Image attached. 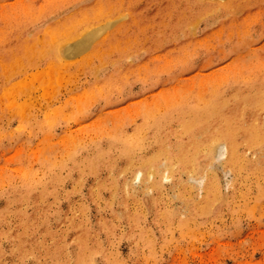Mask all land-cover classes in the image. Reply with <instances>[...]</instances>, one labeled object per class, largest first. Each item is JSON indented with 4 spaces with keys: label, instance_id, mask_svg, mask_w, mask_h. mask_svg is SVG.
Masks as SVG:
<instances>
[{
    "label": "bare ground",
    "instance_id": "bare-ground-1",
    "mask_svg": "<svg viewBox=\"0 0 264 264\" xmlns=\"http://www.w3.org/2000/svg\"><path fill=\"white\" fill-rule=\"evenodd\" d=\"M109 1L64 0L61 4L59 3L60 5L54 7L51 5L52 8H49L51 13H48V8H44L47 12L42 8V13L28 10L25 18H21L17 11H13L12 15L10 14L13 20L11 22L19 25L26 21L30 31L28 36H21L16 43L11 42L9 45L5 43L8 51L0 53V79L5 77L4 87L0 89L2 104L4 99L8 100L11 96L17 100H23L24 103L26 98L35 99V87L32 83L34 80L37 81L40 89V97L59 98L78 83L76 74L77 71L79 72L78 69H82L84 74L96 77L95 80L88 81L84 94H97L98 99L108 91L118 92L123 85L124 77L143 74L142 79H146L147 74H162L164 70L174 72L176 69L173 65L183 59L184 54L181 56L183 51L189 48L192 50L191 45L208 48L213 44L212 41H215L216 37L223 32L230 33L239 40L248 34L249 26L246 21L249 22L250 14H245L241 19L231 22V13L239 12L240 9L247 8L249 5L253 6L260 0H189L188 4L192 8H197L195 13H191L189 17L191 20L219 15H222L223 19L219 21V26L205 29L201 36L193 38V44L175 43L176 45L168 51L169 58L165 60L166 69H163L166 64H162L156 52L154 57H145V47H150L147 42L149 38L136 39L135 34L128 37L127 33L124 37L117 36L121 30L126 32L131 23L128 24L126 20L124 24H120L126 16H122L123 18L119 20L113 17L111 10L115 8L111 9L113 4L110 1L112 4L110 7ZM51 4L54 5L53 2ZM16 5L18 7L19 4ZM47 5L49 7V4L44 6ZM119 9L121 7L117 10ZM162 24L164 26L165 23ZM167 26L163 28L167 32L166 39L170 36L173 41H178L181 36L173 34L175 29H179L178 23L172 24L169 21ZM106 30L108 32L101 35ZM137 31L139 30L132 33ZM186 31H190L189 28H186ZM135 47L139 49H133ZM234 54V62H239L240 66L235 63V67L224 72L225 75L217 81L213 82L211 80L213 77L207 78L201 85L204 87L201 92L197 90L198 83H195L186 90L174 91L172 100L161 106H159L161 100L159 101L156 96L154 98L142 96L140 102L137 100L138 106H136V110L139 107L137 115L140 116L141 122L131 130L130 134L110 133L99 138L100 142L107 140L106 143L118 149L117 158L123 160V164L116 167V164L108 158V151H101L105 159L102 167L106 175L105 179H98V184L103 189L107 188L110 194V199L103 201L102 204L106 209H111V221L100 220L96 228L89 225L83 217L87 208L86 202H82L76 214L73 211L71 217L63 216L62 219L52 222L34 213L25 217L19 215L18 220L11 227L0 229V236H8L11 242L10 251L0 254L9 255L14 261L13 264H38L41 258L46 262L59 260V254L67 251L69 259L78 263L82 259L83 252L95 253V236L100 232L106 236H112L120 222H125L128 226L126 236H135L136 231L138 236H151L154 230L168 235L174 229L183 230L186 234L192 229L189 226L192 224L195 228L197 225L195 222L197 223L200 218L210 215L216 218L220 205H225L227 209L238 201L246 204L253 192L256 196H261L259 190L264 183L262 179L264 175V59L261 57L264 51L258 48L250 49L240 43L236 45ZM34 66L37 68L35 67L36 71L32 72L35 70ZM1 72L8 74H1ZM151 76L149 78H152ZM149 100L152 101L148 103ZM145 127L154 129L156 134L154 143H146ZM101 134L106 133L99 132L96 136ZM73 143L76 144L74 147L77 149L88 143L98 144V141L97 138L91 141L77 139ZM88 159L90 160V156ZM48 165L49 162L45 164V170L49 168ZM33 172L30 171L28 177L32 185L36 182V175ZM220 173L222 178L226 174L232 177L231 185L229 184L230 194L222 191L223 184L227 186L229 182L220 181ZM130 174V179H123L120 186L114 182L117 177ZM106 179H111L110 187ZM134 186L141 188L134 189ZM149 188L153 189V194L148 198L147 204H143L139 200L140 196L143 194L148 196L151 192ZM132 189L134 190L131 191ZM87 197L90 198V193ZM115 198H118V202ZM98 205L101 206V202ZM114 205L118 209H115ZM79 218L82 220L76 221ZM171 223L174 226H171ZM62 224H65L66 230L60 229ZM69 231H74L72 237L65 236ZM50 238L52 241H49ZM64 240H69V243H61Z\"/></svg>",
    "mask_w": 264,
    "mask_h": 264
},
{
    "label": "rangeland",
    "instance_id": "rangeland-1",
    "mask_svg": "<svg viewBox=\"0 0 264 264\" xmlns=\"http://www.w3.org/2000/svg\"><path fill=\"white\" fill-rule=\"evenodd\" d=\"M16 1L18 2V0H0L2 3L0 4V41L3 43H0V53L8 51L6 44L18 42L21 36H28L30 31L26 21L19 25L12 23L13 11H17L21 18H25L28 10L42 13L44 8H48V13H51L49 8L57 6L62 0H58V2L57 0H48V2H46L47 0H21L22 2L19 0L18 3ZM110 1L108 3L110 7L112 6L111 9L115 8L111 10L113 17L119 20L126 16V19L122 20L120 24H124L126 20L128 24L131 23L126 32L125 30L124 32L123 30L117 31V36L124 37L127 33L128 37L135 34L136 39L149 38L150 40L148 39L147 42L150 47H145V57H154V52H156L162 64H166L163 69H166L167 66L165 60L169 58L167 56L169 49H172L177 43L193 44V38L201 36L205 29L219 26V21L223 19L221 18L222 15H219L205 19L196 18V21L191 20L189 18L191 13H195L197 8H192L188 4L189 0ZM118 1H120L119 4ZM52 2L54 5L51 4ZM16 4H19L18 7ZM46 4H49V7L48 5L44 6ZM119 5L121 9L117 10L120 8ZM44 11L47 12L46 9ZM236 13H231V22L241 19L245 14H250L249 22L246 21L247 26H249L248 34H245L240 40L231 36L230 33L223 32L216 37L215 41H212L213 44L208 48L205 47L204 49L201 46L191 45L192 50L189 48L181 54V56L186 55L185 57L182 56L184 61L180 59L173 65L176 71L164 70L162 74H147V80L142 79L143 74H139L142 77L138 74L133 77H124L123 85L118 89V92H104L101 100L98 99L97 94H84V88L86 89L88 81L91 82L96 77L82 73V69H78L79 72L76 73L78 78L76 86L70 91L64 92L59 98L45 99L40 97V89L36 80L32 82L36 89H34L35 99L26 98L24 103L23 100H17L11 96L8 100L4 99L2 104L0 97V106H2L0 107V115L2 116H0V229L11 227L18 220L19 215L25 217L30 213H34L36 216L40 215L50 222L62 219L63 216L69 218L74 212L76 214V210L82 202L87 204L83 217L86 218L85 221H88L89 225L96 228L100 220L111 221V209H106L102 204L103 201L110 199V194L107 188L103 189L98 184V179H105L106 175L102 167V162L105 159L101 151H108V158L113 164H116V167L121 166L123 160L117 158L118 149L106 143L107 140L100 142L99 138L110 135V133H117L114 135L130 134L131 130L141 122L140 116L137 115L139 107L136 110V106L142 100V96L145 98L156 96L159 101L161 100L159 104L161 106L172 100L174 91L186 90L195 83H198L197 90L201 92V89H204L201 87L204 80L213 77L211 80L217 81L225 75L226 71L232 70L235 63H239L234 62V51L237 44L243 43L245 47L250 49L258 48L264 51V0L255 2L253 6L243 7ZM3 17L4 20H2ZM211 18L213 19L210 20ZM206 20L207 22H205ZM169 21L172 24L177 22L179 25V29L173 31L174 35L181 36L178 41H173L169 35V39H166L167 32L163 28L168 27ZM162 23H165L164 26ZM186 28H189L190 31H186ZM135 30L139 31L132 33ZM107 32L106 30L101 35ZM5 38L6 40H4ZM261 58L264 59V55ZM238 65L240 66V64ZM36 68L32 72L36 71ZM3 72L1 74H8ZM150 76L152 78H149ZM4 78L0 79V89L4 87ZM2 84L3 86H1ZM128 87L130 88L125 92ZM151 101L149 100L148 103ZM34 106L36 108H33ZM144 130L146 143H154L156 140L154 129L145 127ZM99 132L106 134L97 137L96 134ZM67 134H71L68 135L71 137H68ZM96 138L98 144L88 143L77 147V149L74 147L76 144L73 141L77 139L91 141ZM87 154L90 156V160ZM68 157L70 158L67 159ZM47 162H49V168L45 170L44 167ZM30 171H34L33 173L36 175V182L33 185L28 181ZM130 177L131 174L117 177L114 182L120 186L123 179H130ZM262 177L264 180V175ZM219 178L220 181L229 182L227 186L223 184L222 191L225 194H230L231 175L226 174L222 178L220 173ZM106 182L109 183L108 186L110 187L111 179H106ZM139 188L141 187L134 186V189ZM149 190L151 192L148 196L144 194L140 196L139 200L143 204H147L148 198L153 194V189L149 188ZM88 193H90V198L87 197ZM259 194L261 196H256L255 192L251 193L246 204L238 201L234 206L227 209L225 205H220L216 218H213L214 215L200 218L197 223L195 222L197 224L195 228L192 224L189 226L192 229L186 234L183 230L174 229L168 235H163L154 230L153 234L150 233L151 236H138V231L134 233L135 236H126L128 226L125 222H120L112 236H106L103 232L95 236V253L83 252L81 254L82 259L78 263L69 259V253L63 251L58 256L60 261L46 262L42 261L43 258H41V262L38 264H264V183ZM115 199L118 202V198ZM99 202H101V206L98 205ZM115 209L118 208L115 206ZM80 220L82 219L79 218L76 221ZM171 226L174 224L171 223ZM60 229L66 230L67 227L62 224ZM73 235L74 231H69L65 236L72 237ZM49 241H52V238ZM64 242L69 243V240L61 241V243ZM10 249L11 242L8 236H0V253L8 252ZM13 263L14 261L9 255L0 254V264Z\"/></svg>",
    "mask_w": 264,
    "mask_h": 264
}]
</instances>
